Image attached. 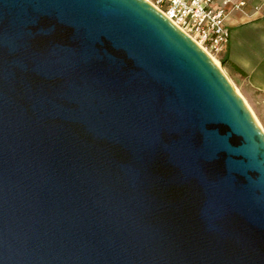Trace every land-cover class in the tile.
<instances>
[{"label": "water", "instance_id": "1", "mask_svg": "<svg viewBox=\"0 0 264 264\" xmlns=\"http://www.w3.org/2000/svg\"><path fill=\"white\" fill-rule=\"evenodd\" d=\"M0 264H264V130L148 0H0Z\"/></svg>", "mask_w": 264, "mask_h": 264}, {"label": "crops", "instance_id": "2", "mask_svg": "<svg viewBox=\"0 0 264 264\" xmlns=\"http://www.w3.org/2000/svg\"><path fill=\"white\" fill-rule=\"evenodd\" d=\"M224 0H214L218 8ZM241 4L234 8V4ZM224 27L230 38L220 53L224 71L256 116L264 120V0H231Z\"/></svg>", "mask_w": 264, "mask_h": 264}, {"label": "built area", "instance_id": "3", "mask_svg": "<svg viewBox=\"0 0 264 264\" xmlns=\"http://www.w3.org/2000/svg\"><path fill=\"white\" fill-rule=\"evenodd\" d=\"M169 19L196 41L209 55H219L230 38V31L224 27L230 12L224 0L216 8L214 0H148ZM241 4H234L239 8Z\"/></svg>", "mask_w": 264, "mask_h": 264}, {"label": "rangeland", "instance_id": "4", "mask_svg": "<svg viewBox=\"0 0 264 264\" xmlns=\"http://www.w3.org/2000/svg\"><path fill=\"white\" fill-rule=\"evenodd\" d=\"M221 56H222V55H220V54H219V55H214V57L218 60V61H217V64L220 66V68L222 69V71L225 72V71H224V62H223V60L221 59ZM225 74H226V73H225ZM226 75H227V74H226ZM249 108H250V107H249ZM252 112H253V111H252ZM253 114H254L256 120L258 121V123L260 124V126L262 127V129L264 130V120L258 118L254 112H253Z\"/></svg>", "mask_w": 264, "mask_h": 264}, {"label": "bare ground", "instance_id": "5", "mask_svg": "<svg viewBox=\"0 0 264 264\" xmlns=\"http://www.w3.org/2000/svg\"><path fill=\"white\" fill-rule=\"evenodd\" d=\"M212 58H213V60L216 62V64H217V59L214 57V56H212V55H210ZM218 65V64H217ZM219 66V65H218ZM220 67V66H219ZM231 81V80H230ZM237 90V89H236ZM252 111V110H251ZM253 113V112H252ZM254 115V114H253Z\"/></svg>", "mask_w": 264, "mask_h": 264}]
</instances>
